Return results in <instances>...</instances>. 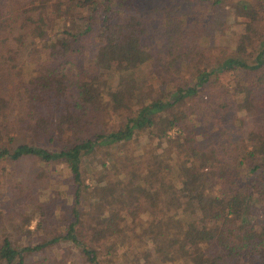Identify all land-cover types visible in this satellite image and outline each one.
Masks as SVG:
<instances>
[{
	"label": "trees",
	"instance_id": "1",
	"mask_svg": "<svg viewBox=\"0 0 264 264\" xmlns=\"http://www.w3.org/2000/svg\"><path fill=\"white\" fill-rule=\"evenodd\" d=\"M171 1L25 0L11 9L0 0V81L26 73L15 113L0 87V162L62 164L71 197L62 231L48 237L39 238L49 219L38 196L0 209V264H28L59 245L86 264H120L123 248L135 264H264V0L190 18ZM233 18L242 26L234 39ZM215 32L233 46L199 60L192 38ZM157 61L175 74L176 61L188 64L189 75L165 87ZM229 73L234 86H220ZM205 88L224 99L211 116L231 115L226 101L235 108L210 141L207 102L195 99ZM242 108L252 114L236 115ZM21 121L26 141L15 144ZM6 214L20 223L4 225ZM30 232L39 239L18 242Z\"/></svg>",
	"mask_w": 264,
	"mask_h": 264
},
{
	"label": "rangeland",
	"instance_id": "2",
	"mask_svg": "<svg viewBox=\"0 0 264 264\" xmlns=\"http://www.w3.org/2000/svg\"><path fill=\"white\" fill-rule=\"evenodd\" d=\"M25 0H1V2L5 5L7 4L6 8L9 5V8L16 9L19 4H22ZM235 2H244L245 0H219L218 3H215V5H211V1H199V0H172L171 5H177L178 9L182 10L184 14H182L180 17L184 18H190L186 17L188 12H195L198 13L201 16L207 15V14H214L217 13L220 10V7L228 8L229 6H232L231 4ZM143 3H139V6H142ZM18 9H21V6H18ZM17 9V10H18ZM16 10V11H17ZM178 12V10H177ZM208 16V15H207ZM162 13L160 18H155L154 21L162 22L165 18H163ZM183 18V19H184ZM236 19V20H235ZM263 16L259 22H262ZM237 18H233V24L230 25L229 30L234 31L233 39L235 36V33H238L241 31V25L236 22ZM23 33V29L20 26H14L12 30V34H19ZM228 33V31L226 32ZM31 39V36L28 37ZM193 40H195L194 49L192 48L191 53L195 55H199V60H204V58H208L210 63L213 62L214 56L217 54L219 55V50H226L229 51L232 47V43H227V41L224 39L223 36L219 35L217 32L214 34L207 36L205 34H201L199 36L193 37ZM231 41V40H230ZM229 44V45H228ZM198 45V46H197ZM198 47V48H197ZM211 47V48H210ZM157 48L161 52V55L159 56V59L168 58L167 55L164 54L165 45L157 44ZM31 53H27L26 59L27 61H24L25 66H29L28 61L30 60ZM75 63L81 65V61L75 60ZM181 61H176L174 63V67H179V70L182 71L181 74H175L173 71L165 72L161 70L160 65L161 62H156L154 68H156L157 71L160 72L161 78L165 79V87H173V83H181L183 82L182 78L186 77L190 70L188 64H183ZM181 65V66H180ZM201 66V65H199ZM65 70L69 75L73 74V67H66ZM25 72L19 73V78H10L12 83H8L5 80L0 81V87L3 89L2 95H4L6 98H10V107L13 109V112L15 113L20 109L21 101H20V92L21 89L19 87V80L22 81V78L25 77ZM159 83V82H158ZM220 86H228L233 87L234 86V80L231 78V74H225L223 76H220L219 78ZM219 86V87H220ZM207 90L199 93V96L195 97V99L203 98L207 103V109H206V115H208L205 118H209L212 114V111L217 109L215 108V105L218 101L223 102L222 95L220 93V90H215L214 88H205ZM6 98H3L4 100ZM212 98H214V103L212 101ZM6 101V100H5ZM231 102V108L228 110H231V113L233 114V110H235L233 106V102ZM250 110V109H249ZM243 112L235 111L236 115L246 117V112L244 108H242ZM231 114V115H232ZM193 116V114H190ZM229 113H226L225 116H220L219 118L215 116H211L208 119V122L204 124V132L207 133L205 140L207 139L210 141V139H214L216 137H219V133L216 132L217 129L221 130L223 128V125L227 122V120H231L232 116ZM118 122V119H114L111 123L115 124ZM212 129V130H211ZM175 130V129H174ZM202 133V132H201ZM14 143H20L23 141H26V132L24 130L23 122L21 121L20 127L14 131ZM138 139L139 145L142 146L143 144H146L147 142H144L145 139L142 135L139 136ZM207 138V139H206ZM144 142V143H143ZM69 180V173L66 167H64L62 164H40L37 165L36 160H33L31 158H24L21 159V161L17 162H9L6 160H3L0 162V209L4 208V212H7V205L10 204L9 209L12 210L11 205L13 202L14 209L18 208L21 203L24 201V197L29 196L28 200H31V203H34L35 196H38L39 198H36L38 201L46 202L43 206V210L45 214L47 215V222H45V233H43L39 238L48 237L49 233L53 231H62V226L64 223V216L66 213V208L70 206L71 203V197L67 190ZM86 181L89 182L88 179ZM36 200V201H37ZM31 204H27V207L25 211H31L33 207H30ZM62 206V207H61ZM61 207V208H60ZM66 207V208H65ZM51 210L53 212V216H51ZM23 211V212H25ZM22 212V213H23ZM142 217H145V214H141ZM139 215V217H141ZM9 216L6 214L2 220L6 223L10 220V222L13 223H20V219L18 216H15L14 219L7 220ZM69 218V215L66 216ZM63 218V219H62ZM49 221V222H48ZM4 222V225L6 224ZM35 220L32 219L28 225V227L31 229L34 226ZM8 227V226H7ZM38 238V235L30 232L24 235V233L18 234V242L21 244L24 243H32L36 241ZM124 250V251H123ZM123 254H119L117 259L122 264H135L133 263V257L130 256V253L128 249L123 248L122 249ZM120 263V264H121ZM28 264H86L82 261L80 256L77 254L76 250L73 247H67L65 245H59L56 247H48L44 251L40 253H36L35 255H31L28 259Z\"/></svg>",
	"mask_w": 264,
	"mask_h": 264
}]
</instances>
